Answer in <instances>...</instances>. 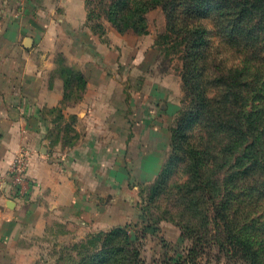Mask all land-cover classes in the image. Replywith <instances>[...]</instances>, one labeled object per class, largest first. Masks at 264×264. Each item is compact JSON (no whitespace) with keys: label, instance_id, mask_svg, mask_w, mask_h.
Wrapping results in <instances>:
<instances>
[{"label":"crops","instance_id":"obj_1","mask_svg":"<svg viewBox=\"0 0 264 264\" xmlns=\"http://www.w3.org/2000/svg\"><path fill=\"white\" fill-rule=\"evenodd\" d=\"M87 22L86 0H0V264H43L51 217L101 230L145 222L140 182L160 173L171 142L158 106L162 93L155 103L153 94L148 101L143 95L138 108L124 89L114 90L118 77H129L111 72L126 62L125 42L111 34L103 44ZM136 50L138 64L148 48ZM61 52L85 78L78 101L63 109L82 134L72 145L48 136L57 122L47 111L66 96L64 77L54 72ZM23 150L27 168L18 185L10 171ZM154 245H145L143 257L158 264Z\"/></svg>","mask_w":264,"mask_h":264},{"label":"trees","instance_id":"obj_2","mask_svg":"<svg viewBox=\"0 0 264 264\" xmlns=\"http://www.w3.org/2000/svg\"><path fill=\"white\" fill-rule=\"evenodd\" d=\"M98 2L104 17L122 33H146L147 13L162 7L168 30L181 38L184 47L185 79L192 107L184 114L186 119L182 116L180 130H172L171 152L152 193L166 201L163 217L176 222L183 231L200 233L197 224L207 219L205 226L209 223L205 211L210 207L223 232L237 245L241 258L248 264H264V0ZM86 3L91 21L95 11L91 0ZM220 31L228 47L241 50L243 46V52L253 61L259 60L262 71L255 81L236 82V88L230 73L223 71L220 50L215 51L209 40ZM62 64V70L71 71L63 60ZM242 77L238 75L236 81ZM79 78L85 89L80 72ZM64 81L66 90V77ZM257 84L259 89H249ZM255 177L256 186L250 184ZM246 186L250 190L259 187V211L251 206L257 200L244 194L249 190ZM141 198L144 201L143 195ZM145 209L142 213L146 222ZM255 213H259V221ZM124 226L101 233V239H97L100 245L85 251L79 264H145L140 239ZM193 251L181 255L176 264L188 261Z\"/></svg>","mask_w":264,"mask_h":264},{"label":"rangeland","instance_id":"obj_3","mask_svg":"<svg viewBox=\"0 0 264 264\" xmlns=\"http://www.w3.org/2000/svg\"><path fill=\"white\" fill-rule=\"evenodd\" d=\"M27 1L18 0V3L24 6ZM91 2L95 15L91 21L88 20L87 22L89 30L97 34L103 44L109 43L112 40L110 35L114 34V40H123L127 48L125 55L126 62L119 61V64L111 69V72H115L120 76L127 74L129 76L128 81H124L118 77L119 81L113 85L114 90L121 91V89H124L126 97L129 98V103L134 99L133 104L137 105L138 108L142 107L140 104L144 105L143 95L148 101L151 98V94H153V100H151L152 103H155L154 98L158 94L157 91L160 90L162 99L158 103V106L162 110L161 114L167 119L165 121L166 127L171 134L172 130L178 132L180 124L183 121L182 116L192 107V100L189 97L186 86L185 51H182L184 47L181 38L168 30L165 11L162 7L158 6L147 13L148 24L146 33H138L134 30L122 33L104 17L101 3L98 0H91ZM119 33L123 34L124 37H120ZM219 34H212L209 40H211L215 51H218V48L220 50L218 53L222 60L223 71L230 73V78L234 83L246 80L255 81L256 75H259V71H262L259 60L253 61L246 52H243V46H241V50L228 47L225 43L226 39L222 36L223 33L220 31ZM86 38L88 41L91 40L90 33H87ZM141 47H147L148 50L142 51L139 54V63L137 64L135 63V53L137 52L136 49H141ZM64 58L65 55L62 52L56 57L59 63H62ZM133 63H135L134 66ZM63 67V64L59 65L54 72L56 74L59 73L64 79L65 77L67 78V98L62 106L48 109L47 112L53 113L55 116L54 120L57 122L48 131V136L54 144L72 145L79 140L82 134L75 128V123L77 122L76 116H66L63 113V109L64 104L72 105L76 103L78 97L83 93V81L79 78V72L81 74L83 72L78 66L71 67V71L62 70ZM240 74L243 77L240 81L237 78L236 81V77ZM236 84V88H239L238 83ZM253 88L259 89V84L249 87L250 90ZM165 92H168L167 97H164L163 93ZM122 96L123 94H119L117 100L118 98L121 99ZM141 110L139 111L141 112ZM183 118L186 119V116ZM170 152L171 142L167 155ZM157 176L140 182V193L145 198L144 201L141 199L140 208L142 211V208L146 207L144 211L147 214V221L140 226L127 224L126 227L133 237L140 239L142 256H144L143 249L145 245L154 241L156 245L152 249H157L160 252L158 264H176V260L181 255H188L191 249L192 251L193 249L196 251H193L188 261L182 262V264H248L237 253L240 252L237 245L234 242L231 243L230 237H227L226 233L223 232L222 224L215 217L212 208L206 207L205 211L207 217H210L209 223L205 226V223L208 222L207 219L204 223L197 224V231H200V233L187 229L183 231L176 222L166 220L162 215L166 204L164 197L152 196ZM256 182L257 177L250 180V184L254 186H256ZM246 188L249 189L250 187L246 186ZM244 194L257 200V203L251 206L257 208L259 211V187L245 190ZM253 216L257 217L259 221V213H255ZM50 220L48 233L41 242V249L45 250L43 264H79L85 251H92L94 245H100L101 241L98 242L97 239H101V233L112 229H96L87 220H85L88 226L87 229L68 222L63 223L57 217H51ZM169 223L173 225H169ZM121 226L125 227L124 225ZM173 226H176L179 231L173 230L172 228H175ZM202 228L204 231H202ZM80 252L82 255H79ZM142 258L145 260V264H152L145 257Z\"/></svg>","mask_w":264,"mask_h":264},{"label":"built area","instance_id":"obj_4","mask_svg":"<svg viewBox=\"0 0 264 264\" xmlns=\"http://www.w3.org/2000/svg\"><path fill=\"white\" fill-rule=\"evenodd\" d=\"M27 157V151L23 150L18 158L15 159L10 171V175L14 178L16 184L18 185H22L25 180L24 174L27 168Z\"/></svg>","mask_w":264,"mask_h":264}]
</instances>
